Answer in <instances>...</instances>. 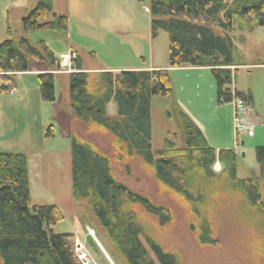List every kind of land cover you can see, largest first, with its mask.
<instances>
[{
    "label": "trees",
    "instance_id": "obj_1",
    "mask_svg": "<svg viewBox=\"0 0 264 264\" xmlns=\"http://www.w3.org/2000/svg\"><path fill=\"white\" fill-rule=\"evenodd\" d=\"M147 6L152 36L159 29L167 32L168 67H206L215 79L218 103L239 99L253 105L250 90L233 87L238 67L245 64L230 32L264 26V0H148ZM21 28L25 33L55 30L66 39L68 16L53 11V0H35L22 16ZM7 33L0 42V93L15 88L16 73L27 71L29 60L35 59L46 67L36 74L39 93L44 100L54 101L55 77L61 76L57 55L43 40L33 41L25 34L13 37L10 27ZM73 63L74 70L66 75L71 197L75 202L87 201L127 263L185 264L177 250L167 249L149 230L136 209L138 205L143 215L156 217L160 228L174 218L168 203L125 181L134 178L135 166L151 176L157 192H165L184 209L188 229L199 246H218L216 220L240 208L255 225L257 250L264 257V145L253 149L257 168L240 178L237 152L216 150L191 117L179 111L184 146L164 138L154 151L151 98L171 96L168 68L90 72L79 56ZM109 102L115 105L111 114ZM53 134L49 126L45 136ZM97 134L107 140L106 148L99 147ZM114 162L120 164L123 179L115 174ZM62 218L56 205L30 204L28 156L0 151V264H81L74 252V234L55 233L51 228Z\"/></svg>",
    "mask_w": 264,
    "mask_h": 264
},
{
    "label": "rangeland",
    "instance_id": "obj_2",
    "mask_svg": "<svg viewBox=\"0 0 264 264\" xmlns=\"http://www.w3.org/2000/svg\"><path fill=\"white\" fill-rule=\"evenodd\" d=\"M147 5L148 0H54L53 11L68 16V38L49 29L32 30L27 36L33 41H45L56 55L59 51H67L72 44L84 61V68L90 72L151 69V56L157 64L168 62V36L163 29L152 36ZM11 25L16 28L18 24L12 19ZM230 36L245 64L238 67L233 87L242 91L250 90L254 103L247 109L264 114V26L233 30ZM62 73L67 75V71ZM196 74L193 77L197 89L193 87V90L197 95L196 102L204 110H198L193 96L184 99L183 103L176 100L173 86L170 97L151 98L152 150L160 148L164 138L172 139L179 147L184 146L178 121L179 111H184L199 125L212 146L218 143V136H225L229 126L233 130V118L229 124L226 117L232 101L217 102L215 79L209 69ZM17 77L13 94L0 93V114L5 108L6 115L13 123L5 129V133L0 128V151H18L28 156L30 204L56 205L63 218L51 226L52 230L55 233H73L74 238L83 239L98 264H128L91 213L87 201L72 200L69 120L61 113L64 108L69 110V103L67 97L66 100L62 98L61 81L55 77V100L47 101L39 93L35 73H27L21 79L20 86L17 85ZM114 112L115 105L112 102L108 113ZM261 123L264 124V119ZM49 126L53 128V136H45ZM254 131L256 137L252 147H248L250 137L247 136L241 137L243 144L235 146L239 156L236 174L240 178L246 176L251 167L257 168L253 149L256 145H264V129L255 125ZM97 135L99 147L106 148L108 142L105 137ZM113 167L117 177L123 179L120 164L114 162ZM135 168L134 178L124 180L152 199L168 203L174 218L160 228L156 217L143 215L145 213L138 205L136 209L142 213V220L149 230L167 249L177 250L185 264H264V257L257 250L255 225L242 209L222 213L216 220L214 228L218 246H199L188 229L184 209L170 201L165 192H157L153 179L141 166ZM219 169V164L215 163L213 170L217 172ZM141 240L147 246L143 236ZM150 256L154 258L152 253Z\"/></svg>",
    "mask_w": 264,
    "mask_h": 264
},
{
    "label": "crops",
    "instance_id": "obj_3",
    "mask_svg": "<svg viewBox=\"0 0 264 264\" xmlns=\"http://www.w3.org/2000/svg\"><path fill=\"white\" fill-rule=\"evenodd\" d=\"M34 4H35V0H0V42L3 41L5 38H7L8 27H10V30H11L13 37H18L19 35H22V34H25V35L28 34V32L25 33L21 28V18L25 13H27L34 6ZM53 8H54V0H53ZM12 19L14 21H16V23L18 24V25H16V28H13V26L11 25ZM67 38H68V36H67ZM69 48H70V50L75 51L78 54V56L80 57L79 52L75 49V47H73L72 44L69 45L67 49L69 50ZM63 52H66V51H59V54H61ZM80 59L82 60L83 67H85L83 59L81 57H80ZM45 68L46 67L42 62L30 59L29 60V69L25 72L16 73V77L22 75V77H17L18 78V84L17 85L18 86L21 85V83H22L21 79L24 76H26L27 73L31 72L32 74H34V73L37 74L39 72L44 71ZM150 68H152V69L153 68H168L169 73H170V77L172 80L173 93H175V95H176L175 99L180 101V103H183V102H185L184 99H189V97L193 96L195 98V103L197 105L198 110H204V108L200 107L201 105L199 106V104L196 102L197 95H196V92H194L193 87L195 89H197L195 87L197 84H196L193 76L197 75L196 74L197 72H200V71H203L204 69H206V67H193V66H188V65H183V66H178V67H168V62L165 64H157L154 62V58L151 56L150 57ZM84 69L88 70L87 68H84ZM117 71H119V69H117ZM63 74L64 73H61L59 82L61 81L60 85L63 88L62 98H64L63 100H66V97L68 99V82H67V76L65 74L64 75ZM176 91L179 93H177ZM18 100L21 101V98H18ZM110 104L112 105V102L108 103V107H107L108 110H109ZM227 105H229V104H227ZM232 107L230 106V111L227 110V116L226 117H228L229 124L232 121V116H231ZM63 108H64V106H63ZM66 112H67V110L65 108H64V112H62V110H61V113L64 117H66ZM190 114H193V113H190ZM192 116H194V115H192ZM0 119H1L0 128H1L2 132L4 131V133H5V131H6L5 129L10 127L13 124L12 120L9 118V116L6 115L5 108H3V110L0 114ZM262 119H264V114L262 112L257 111L255 109L250 111L249 120L251 122H253L254 126L256 125L259 129H261V128L264 129V126H263L264 124L261 123ZM201 131L203 132V130H201ZM255 131H254V135L249 138L250 142L248 144V147H252L253 140H255V137H256ZM216 139H217L218 143H216V145H213V147L216 148V150H219L221 148H232L235 151L237 150V147H238L236 145L237 139H236V135L234 133V130H232V126L231 127L229 126V129L225 133V136H223V137L218 136ZM242 142L244 143L243 140H242ZM242 142H241V144H243ZM235 146H237V147H235ZM255 168L256 167H253V169H255Z\"/></svg>",
    "mask_w": 264,
    "mask_h": 264
},
{
    "label": "built area",
    "instance_id": "obj_4",
    "mask_svg": "<svg viewBox=\"0 0 264 264\" xmlns=\"http://www.w3.org/2000/svg\"><path fill=\"white\" fill-rule=\"evenodd\" d=\"M76 57L77 56L73 51L60 54L58 56V63L61 71H71L72 62ZM13 92L14 90H11L10 94H13ZM232 106L233 130L236 137H252L254 135V124L249 120V109H247L244 102L239 99H233ZM74 252L81 264H98L89 253L84 240L81 238H75Z\"/></svg>",
    "mask_w": 264,
    "mask_h": 264
},
{
    "label": "water",
    "instance_id": "obj_5",
    "mask_svg": "<svg viewBox=\"0 0 264 264\" xmlns=\"http://www.w3.org/2000/svg\"><path fill=\"white\" fill-rule=\"evenodd\" d=\"M242 143H243V142H242ZM243 155H244V152L241 153V156H243Z\"/></svg>",
    "mask_w": 264,
    "mask_h": 264
}]
</instances>
